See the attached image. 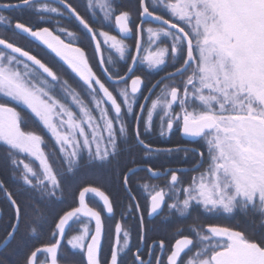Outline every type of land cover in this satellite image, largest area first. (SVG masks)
Segmentation results:
<instances>
[{"label":"snow or ice","instance_id":"6c2138e0","mask_svg":"<svg viewBox=\"0 0 264 264\" xmlns=\"http://www.w3.org/2000/svg\"><path fill=\"white\" fill-rule=\"evenodd\" d=\"M56 3L58 6L41 0H20L19 4H4L0 8L32 7L41 14V20L43 13L74 17L81 32L94 44L102 75L114 86H125L110 90L93 70L85 49L77 46L78 33L66 28L59 31L69 38L67 42L49 27L17 21L10 30L41 42L59 57L78 77L87 101L31 51L0 37V142L9 155L26 154L39 162L37 170L24 160H12L17 168L22 165L23 185L36 194L28 201L19 199L0 181V192L11 210L10 222L0 237V249L17 240L21 224L37 233L38 227L46 222L47 202L62 190L64 175L74 173L84 154L88 162L111 163L118 157L120 138L129 134L125 117L130 114H135L136 119L135 141L146 155L180 150L156 149L141 138V124L145 131L152 129L157 111L161 135L179 127L186 136L201 138L206 145V153L184 149L185 153L192 151L198 157L191 169L197 174L187 185L177 174L184 170L177 169L169 170L167 191L155 185L143 186L149 216L158 214L165 205L185 218L194 207L209 213L253 210L264 216V0H138L140 23L135 26V54L130 56L131 65L123 75L116 66L130 54V46L121 37L133 32L132 12L118 10L115 0H88V8L93 13L98 8L103 21L114 20L119 35H112L103 28H93L69 0ZM159 5L169 18L158 14ZM148 21L157 26L145 28ZM0 22H7V18L0 15ZM169 58L175 62L174 70L149 89L150 95L144 99L150 100V105L140 104L139 113H135L137 95L143 86L142 76L132 75L135 65L142 61L148 68L156 69ZM177 76L182 77L179 82L175 80ZM165 80L169 83L164 84ZM57 86L63 101H69L78 112L54 95ZM156 88L161 90L152 99L151 93ZM17 107L30 111L54 138L66 165L63 173L54 170L50 163L41 147L42 136L22 129L23 120ZM135 170L129 168L121 176L130 201L127 207L140 213L138 229L143 241L144 216L128 187L129 174ZM146 170L159 175L151 166ZM89 193L99 198L107 214L114 215L110 196L99 187L85 186L79 190L77 206L57 215L51 241L35 246L21 236L12 252L20 249L22 255L16 261L0 256V264H60L65 242L74 253H83L85 259L78 264H101L105 225L101 211L86 203ZM169 200L172 202L168 203ZM73 225L78 227L68 236ZM114 231L110 259L104 264H120L121 253L129 247L131 231L120 222L115 224ZM189 231L193 235H180L175 240L166 264H264V236L257 239L244 230L217 224L200 227L193 224ZM159 247L163 253V240L159 241ZM148 255L153 256L151 248ZM154 258L155 264H164L161 257ZM134 264H152V259L145 261L138 248Z\"/></svg>","mask_w":264,"mask_h":264},{"label":"flooded vegetation","instance_id":"af4514ba","mask_svg":"<svg viewBox=\"0 0 264 264\" xmlns=\"http://www.w3.org/2000/svg\"><path fill=\"white\" fill-rule=\"evenodd\" d=\"M41 2H49L53 6H58L56 0H41ZM73 7L77 11L88 19L95 29L103 28L104 31L110 32L112 35H119L115 30L114 20L112 22L103 21V14L97 8L95 13L88 8V0H69ZM20 1L14 3L5 4H19ZM116 7L118 10H123L119 5V0H115ZM4 5V4H0ZM17 9L20 11L19 15L22 19L30 20L33 27H49L57 35H60L62 39L68 41V37L60 32V29L66 28L70 31L76 32L79 35L80 42L77 46L85 49L89 58V63L93 70L101 77L102 80L110 87V90L114 88H122L125 85H112L111 82L107 81L102 75V69L98 65V56L94 54V44L87 38L82 32L78 22L75 21L74 17H68L67 14L61 16L55 13H43L44 19L41 20V14H38L32 7H16L9 8L7 10ZM138 9V7H137ZM22 23V22H21ZM140 23L139 17L131 19L133 32L130 33L129 37H121L125 39V42L130 46L129 57L124 61H119L116 68L120 74L123 75L127 68L131 65L130 56L135 54V43H136V32L135 26ZM148 26L156 27L155 23L150 21L145 23V28ZM145 42L147 41V34L144 35ZM37 47H43L49 53L51 51L46 48L41 42L35 41ZM147 46V45H145ZM163 46V45H161ZM57 60L63 63L67 68L68 66L56 57L54 53H51ZM105 56L108 54L104 53ZM143 55V53L141 54ZM174 61L170 58L164 65L159 66L156 69L148 68L145 62H138L135 65V70L132 75H141L143 79V86L141 92L137 95V104L134 106V112L139 113V105L148 103L151 101H145L144 97L150 95L149 89L153 87L157 81L161 80L162 77L166 76L167 73L172 72L174 69ZM176 66H179L178 64ZM69 69V68H68ZM71 72V69H69ZM72 73V72H71ZM186 75V74H185ZM72 76H75L72 73ZM76 77V76H75ZM78 79V77H76ZM182 77H175L176 82H179ZM79 81V80H78ZM130 85V79H129ZM169 81L165 80L164 84H168ZM163 87V85H161ZM84 90V88H83ZM161 88H156L151 93L152 99H155L159 94ZM84 99L87 101L89 98L84 90ZM176 111H179L177 108ZM146 115V113H145ZM160 113H154L153 127L152 129L145 131L143 124H141V138L145 140L156 149H180L179 151H161L153 152L146 155L143 148L135 141L134 129L136 125L135 114H130L125 117L129 125V134L120 138L121 152L118 157L108 162H88L84 166V175L88 178L86 186L99 187L105 191L112 200L114 206V215L107 214L106 210L103 209L102 202L93 194L86 195V203L90 207L96 208L101 211L102 219L104 220L105 231L102 242V250L100 254L101 264H104L106 259H110V250L115 242V224L120 222L126 229L131 231V240L129 247L124 250L120 255V264H134V255L139 248L142 253L143 259L148 261L152 259V264H155L154 257H161L166 264L168 252L171 246L174 245L175 240L180 238V235H193L189 231L190 226L195 224L197 227L206 226L208 224H217L225 227L238 228L246 231L249 235L255 238L264 236V216L259 213H252L249 210L238 209L233 213L219 212H203L204 210L199 207H194L191 214L187 218L182 217L178 214L171 212L167 206H163L162 210L158 214L148 215V201L146 199V193L144 191V185H155L157 189L164 188L167 191V185L170 181L171 172L169 170L182 169L184 171H178L177 174L181 178L182 182L187 185L190 178L197 173L191 171L193 165L197 163L198 157L195 152L188 151L185 153L184 149H196L206 153L205 142L201 138L186 136L181 132L179 127H174L171 132H167L164 135L160 134L159 127ZM206 159V156H205ZM151 166L157 170L159 175L154 176L146 169ZM206 166V165H205ZM129 168L136 169L133 173L129 174V185L132 193L136 196L137 201L140 204V211L144 216V239L140 240V234L138 229L139 214L134 210H130L127 206L130 201L124 185L122 184L121 173H126ZM85 187V186H84ZM107 190V191H106ZM109 190V191H108ZM7 200V199H6ZM172 201L169 200L168 203ZM122 214L124 218L122 219ZM1 215V212H0ZM210 218V221L206 222V219ZM250 221H252L253 228H250ZM78 225H73L72 229L67 233L68 236L75 233ZM178 229H182L180 233ZM67 237L65 238L66 241ZM164 241V251L161 252L159 247V241ZM155 242V243H154ZM153 250V256L149 257V249ZM3 250V249H2ZM1 250V251H2ZM0 251V252H1ZM1 254V253H0ZM191 255V253H188ZM1 256H4L1 254ZM41 255V259H43ZM83 253L73 252L65 244L61 247L60 264H78V262L84 260Z\"/></svg>","mask_w":264,"mask_h":264},{"label":"trees","instance_id":"16d2710c","mask_svg":"<svg viewBox=\"0 0 264 264\" xmlns=\"http://www.w3.org/2000/svg\"><path fill=\"white\" fill-rule=\"evenodd\" d=\"M18 1L20 0H0V4L14 3ZM119 2V5L123 10H130L132 12L131 19L137 18L138 0H119ZM156 10L158 11V14L169 18L168 13L163 9L162 5L157 6ZM19 13L20 11L17 9H0V15H4L7 18V22H0V37L9 39L11 42L17 43L19 46L31 51L32 54L36 55L44 63L48 64V66L57 73V76L61 80H67L68 83L84 98V90L81 87V83L75 76H72V73L63 63L57 60L43 47H37V44L33 39L21 37L14 34L10 30L11 25H14L17 21L30 26L34 25L30 22V20L22 19ZM172 69L174 68H171L170 70ZM54 95H56L58 99H62V102L69 103V106L73 108V111L78 112V109H76L74 105H71L69 101H63L59 86H57ZM17 110L21 112L23 120L21 125L22 129L26 132L31 131L42 136L44 143L41 145V147L44 149L46 155H48L50 163L53 164L54 170L63 173L66 165L63 162L62 156L59 152V146L55 143L54 138L46 129L43 128L38 120L34 118L30 111L21 107H17ZM13 159L24 160L26 163H30L34 169L37 170L39 167V162L34 158L26 156V154L13 152L11 155H9V150L7 147L2 142H0V181H4L7 189L15 193L19 199L28 201L36 194L30 191L26 185H23V182L20 179L21 172L23 171L22 165L20 168H17L12 164ZM87 159V155L84 154L79 167L74 171V173H67L64 175L62 181V190L57 193V196L54 199L47 202L46 222L43 223L42 227H38L37 233L33 234L27 224H21L20 232L17 235V240L13 241L7 248H4L0 252L1 254L6 256L10 261H16L22 255V251L17 249V251L13 253L12 250L16 247L17 241L20 240L21 236H24L30 245L35 246H39L41 243L49 242L53 239L52 230L54 229V221L57 218V215L62 214L63 211L68 210L71 207L77 206V196L79 190L86 186L89 181L84 175V166L87 165ZM0 212V237H2L4 235V229L6 225L10 222L11 214L8 201L6 200L3 192H0ZM203 212L207 211L204 210ZM249 212L252 213L253 210H249ZM207 220L210 221V218H207L206 222H208ZM250 228H253L252 221H250Z\"/></svg>","mask_w":264,"mask_h":264},{"label":"water","instance_id":"95a60500","mask_svg":"<svg viewBox=\"0 0 264 264\" xmlns=\"http://www.w3.org/2000/svg\"><path fill=\"white\" fill-rule=\"evenodd\" d=\"M0 9H4V8H0ZM150 22H152V21H150ZM153 23V22H152ZM115 30H116V32L118 33V29H116V27H115ZM119 34V33H118ZM130 36V34H128L126 37H129ZM51 51V50H50ZM181 132H182V130H181ZM183 133V132H182ZM184 134V133H183ZM79 194V193H78ZM89 194H91V193H89ZM87 195V194H86ZM94 195V194H93ZM99 199V198H98ZM77 202H78V196H77ZM2 249H4V248H2ZM2 249H0V251L2 250Z\"/></svg>","mask_w":264,"mask_h":264}]
</instances>
